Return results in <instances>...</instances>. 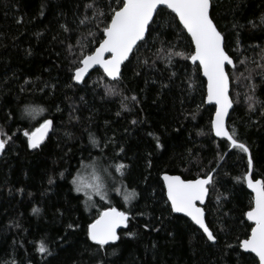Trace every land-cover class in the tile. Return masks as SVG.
Here are the masks:
<instances>
[{
    "label": "trees",
    "instance_id": "1",
    "mask_svg": "<svg viewBox=\"0 0 264 264\" xmlns=\"http://www.w3.org/2000/svg\"><path fill=\"white\" fill-rule=\"evenodd\" d=\"M90 3L95 7L86 8ZM211 4L234 62L226 126L249 147L252 173L262 178L264 0ZM119 6V0H0V131L6 134L0 137L8 140L0 156V264H258L239 247L251 225L244 217L251 195L237 179L249 169L248 153L214 138V107L205 104V82L188 58L191 40L171 11L161 8L119 79L96 69L74 82L79 61L103 38ZM27 107L43 111L30 114ZM45 119L52 128L39 147H28L24 132ZM89 164L104 180L106 202L96 196L87 202L74 190L73 178ZM118 164L125 165L123 174ZM212 170L203 208L213 243L171 212L160 178L168 172L194 179ZM131 191L136 196L126 202ZM107 207L128 212L129 220L120 239L101 248L88 239L87 225Z\"/></svg>",
    "mask_w": 264,
    "mask_h": 264
},
{
    "label": "snow or ice",
    "instance_id": "2",
    "mask_svg": "<svg viewBox=\"0 0 264 264\" xmlns=\"http://www.w3.org/2000/svg\"><path fill=\"white\" fill-rule=\"evenodd\" d=\"M119 2L120 6L112 10L110 22L103 28L104 39L94 52L84 55L79 61L81 66L75 68L73 79L78 82L82 81L85 73L94 65L102 66L108 77L114 80L119 79L121 65L128 60L133 49L138 46V42L145 40L146 33L150 34L151 24L157 22L156 18L162 15L161 6H165L175 14V17H178L179 23L190 34L195 45V51L188 58L193 62L198 61L204 76L207 77V99L209 102L214 101L216 105L215 117L211 121L212 131L217 137L227 138L233 148L248 153V168L251 170L253 159L249 147L239 140L235 129L230 132L225 126V117L232 102L228 96V76L224 69L225 63L232 64L233 61L225 51L224 36L210 15L211 0H119ZM85 7L94 8L95 5L90 3ZM97 15L103 16L104 13L94 11L93 16ZM85 19L88 17L86 16ZM83 22L82 20L81 23ZM105 53H110L108 59H105ZM176 55L184 54L176 53ZM132 99L135 100L136 97H132ZM249 99L252 98L249 97ZM249 108H253V103H249ZM25 111L35 114L43 109L27 107ZM52 126L53 121L45 119L35 130L25 131L24 135L28 137V147H39ZM0 135L6 134L0 131ZM7 143L8 140L0 139V152L5 149ZM92 143H97L94 138H92ZM124 168L125 165L118 164L115 170L123 174ZM237 179H243L247 183V187L254 193L249 210L245 213L247 220L253 222L249 226L250 235L239 242V247L250 250V253H254L258 257V264H264V177L255 178L254 174L249 171ZM163 181L167 189V200L170 201L171 212L186 214L203 230L209 241L216 242L217 236L205 223L204 209L197 206V202L203 203L208 186L214 181L213 174L210 172L204 177L182 179L179 175L164 173ZM49 183H52L51 179ZM73 184L76 192H83L89 199L93 193L103 195L99 184H85L75 177ZM135 196V191H131L124 195V200L131 201ZM38 211L39 209H33V212ZM128 220V212L121 211L116 207L105 208L96 219L87 225V237L102 248L110 242L120 239L117 228L121 225L126 226ZM68 227L72 228L73 225L69 224ZM129 235L133 234L129 233ZM39 251L41 253L48 251L43 242L39 246Z\"/></svg>",
    "mask_w": 264,
    "mask_h": 264
},
{
    "label": "water",
    "instance_id": "3",
    "mask_svg": "<svg viewBox=\"0 0 264 264\" xmlns=\"http://www.w3.org/2000/svg\"><path fill=\"white\" fill-rule=\"evenodd\" d=\"M161 8H165L166 9V7L165 6H161ZM169 10V9H168ZM169 11H171V10H169ZM174 14V13H173ZM175 15V14H174ZM176 19H177V21H178V17H176ZM110 22V21H109ZM178 23H179V21H178ZM179 25L183 28V26L179 23ZM184 29V28H183ZM184 31L186 32V34L189 36V38H190V40H191V36H190V34L189 33H187V31H186V29H184ZM147 34V33H146ZM146 37V36H145ZM104 39V36H103V38L100 40V42L102 41ZM100 42L97 44V46L93 49V51L92 52H94L95 51V49L96 48H98L99 47V44H100ZM141 42V41H140ZM191 43H192V46H193V52L195 51V45H194V43L192 42V40H191ZM138 44H139V42H138ZM135 49V48H134ZM133 49V50H134ZM226 51V50H225ZM91 52V53H92ZM192 52V53H193ZM227 52V51H226ZM91 53H89V54H91ZM132 54V53H131ZM131 54H130V56H131ZM228 54V53H227ZM88 55V54H87ZM229 55V54H228ZM129 56V57H130ZM110 57V53H105V59H108ZM229 57L231 58V60L233 61V59H232V57L229 55ZM129 59V58H128ZM82 60V59H81ZM127 61V60H126ZM125 61V62H126ZM189 61L192 63V64H196V65H198V67H199V62L198 61H196V62H193L191 59H189ZM124 62V63H125ZM123 63V64H124ZM122 64V65H123ZM122 65H121V68H122ZM79 66H81V65H79ZM234 66V62L232 63V64H228V63H225V73L227 74V76H228V96H229V99H230V101L232 102V100H231V96H230V77H229V74H228V69L229 68H232ZM96 69H99V70H101L103 73H104V71H103V68H102V66H100V65H94L92 68H90L89 70H88V72L87 73H85V75H84V79L82 80V81H76V80H74V82H76L77 84H81L89 75H90V73L92 72V71H94V70H96ZM199 69H200V73H201V76H202V78H203V80H204V82H205V98H204V100H205V104L206 105H208V106H213L214 107V112H213V115H212V118H211V121H212V119H214V117H215V111H216V105H215V102L214 101H212V102H209L208 101V99H207V77L206 76H204V74H203V70H202V68H200L199 67ZM74 74H75V70H74V72H73V77H74ZM104 75L109 79V80H114L113 78H111V77H108L107 75H106V73H104ZM115 80H117V79H115ZM232 108H233V102L231 103V107L228 109V114H227V116L225 117V126H226V124H227V120H228V117H229V115H230V112H231V110H232ZM40 125H38L36 128H38ZM36 128H34V130L36 129ZM226 128H227V126H226ZM49 131V130H48ZM212 134H213V136H214V138H217V139H224V140H226V141H228L227 140V138H225V137H217L216 135H215V133H214V131H212ZM47 135V134H46ZM46 137V136H45ZM0 139H1V137H0ZM45 139V138H44ZM42 142V141H41ZM229 142V141H228ZM230 143V142H229ZM1 154H2V152H0V156H1ZM249 155V154H248ZM249 171H251L252 172V169L250 170V169H248V171H247V173H249ZM164 173H167V174H169V175H179V174H172V173H168V172H164ZM164 173H162L161 174V176H160V178H161V181H162V184H163V188H164V192H165V198H166V201H167V203L169 204V206H170V201H168L167 200V189H166V186H165V184H164V181H163V174ZM210 173V172H209ZM211 173L213 174L214 173V171L212 170L211 171ZM180 176V175H179ZM199 177H204V176H199ZM182 178V177H181ZM196 178H198V177H196ZM196 178H194V179H196ZM182 179H184V178H182ZM245 186H246V189L248 190V192L250 193V195H251V200H252V198L254 197V193L252 192V190L251 189H249L248 187H247V183L245 182ZM208 195H209V190H208V192H207V194H206V196H205V199H204V201H203V203H201V202H197V206L198 207H201V208H203L204 207V205H205V203H206V201H207V199H208ZM108 208V207H107ZM105 209V208H104ZM103 209V210H104ZM204 209V208H203ZM102 210V211H103ZM249 210V209H248ZM247 210V211H248ZM122 211V210H121ZM246 211V212H247ZM175 213V212H174ZM175 214H178V215H181V216H183V217H185V218H187L188 220H190L196 227H198L199 229H200V227L198 226V225H196L195 224V222L194 221H192L191 220V218L190 217H188L186 214H184V213H175ZM204 214H205V211H204ZM245 217V220L248 222V223H250L251 225L253 224V222H251V221H248L247 220V217H246V215L244 216ZM97 218V217H96ZM95 218V219H96ZM204 218H205V216H204ZM205 223H206V220H205ZM127 226V225H126ZM126 226L125 225H121V226H119L118 228H117V233L119 234V232L121 231V230H123V229H125L126 228ZM201 230V232L204 234V236L206 237V239H207V235L203 232V230L202 229H200ZM249 235H250V232H249ZM247 238V237H246ZM245 238V239H246ZM208 240V239H207ZM244 240V239H243ZM209 241V240H208ZM242 241V240H241ZM209 242H212L213 243V241H209ZM111 243H113V242H110L109 244H111ZM240 250L242 251V252H244V253H249V254H251V255H253L256 259H257V261H258V257H256L255 256V254L254 253H250V250H245V249H242V248H240Z\"/></svg>",
    "mask_w": 264,
    "mask_h": 264
},
{
    "label": "rangeland",
    "instance_id": "4",
    "mask_svg": "<svg viewBox=\"0 0 264 264\" xmlns=\"http://www.w3.org/2000/svg\"><path fill=\"white\" fill-rule=\"evenodd\" d=\"M75 178H77L80 181H83L85 184L92 183V184H99V185H101V192L103 193V195H97V194L93 193L92 196H91V199L93 197H95V196L96 197H99L103 201H105L106 198L107 199L109 198L106 189H104L103 186H102V183H104V180L101 177V174L99 172V169L96 168L94 165L89 164L87 167L83 168V171H81L77 176H75ZM72 184H73V180H72ZM73 187L75 189V185L74 184H73ZM77 193L82 194L85 197V199L87 200V202H90L91 201V199H89L88 197H86L83 192H77Z\"/></svg>",
    "mask_w": 264,
    "mask_h": 264
}]
</instances>
